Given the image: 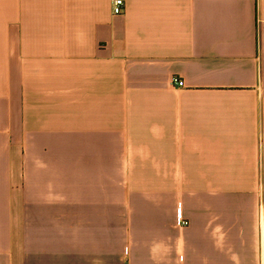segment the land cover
<instances>
[{"label": "crops", "instance_id": "0c3cea01", "mask_svg": "<svg viewBox=\"0 0 264 264\" xmlns=\"http://www.w3.org/2000/svg\"><path fill=\"white\" fill-rule=\"evenodd\" d=\"M0 264H264V0H0Z\"/></svg>", "mask_w": 264, "mask_h": 264}, {"label": "built area", "instance_id": "2783aa9c", "mask_svg": "<svg viewBox=\"0 0 264 264\" xmlns=\"http://www.w3.org/2000/svg\"><path fill=\"white\" fill-rule=\"evenodd\" d=\"M111 4H112V14L113 15H120L123 12V0H111ZM173 85L177 86V87H182L183 86V82L173 78L172 80ZM181 225H186V222H181Z\"/></svg>", "mask_w": 264, "mask_h": 264}]
</instances>
